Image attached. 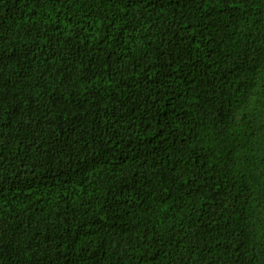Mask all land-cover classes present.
<instances>
[{"label":"trees","instance_id":"obj_1","mask_svg":"<svg viewBox=\"0 0 264 264\" xmlns=\"http://www.w3.org/2000/svg\"><path fill=\"white\" fill-rule=\"evenodd\" d=\"M0 264H264V0H0Z\"/></svg>","mask_w":264,"mask_h":264}]
</instances>
